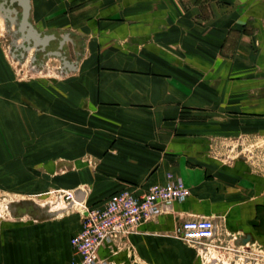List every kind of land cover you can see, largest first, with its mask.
Listing matches in <instances>:
<instances>
[{
    "label": "crops",
    "instance_id": "1",
    "mask_svg": "<svg viewBox=\"0 0 264 264\" xmlns=\"http://www.w3.org/2000/svg\"><path fill=\"white\" fill-rule=\"evenodd\" d=\"M30 4V22L52 40L31 52L48 63L31 66L32 81L22 84L4 57L0 25V191L88 184L87 200L102 207L116 193L141 197L172 177L190 195L131 237L139 259L198 264L195 245L173 236L194 218L224 223L215 242L233 235L264 249V175L245 159L212 155L226 140L264 142V0ZM16 21L6 28L22 41ZM53 60L56 75L40 77ZM41 207H12L0 220V264L78 259L71 240L82 230L80 211ZM99 255L123 263L128 252Z\"/></svg>",
    "mask_w": 264,
    "mask_h": 264
},
{
    "label": "built area",
    "instance_id": "2",
    "mask_svg": "<svg viewBox=\"0 0 264 264\" xmlns=\"http://www.w3.org/2000/svg\"><path fill=\"white\" fill-rule=\"evenodd\" d=\"M78 193L82 196L79 198ZM88 190L64 192L60 195L63 208H75L82 215V230L71 240L78 259L73 264H109L99 251L106 248L111 256L131 253V237L140 234V227L162 214L177 201H184L190 191L182 180L165 185H155L137 197L131 190L112 195L102 207H90L86 202ZM60 204V205H61ZM225 232L222 221L211 218L185 220L175 231L174 237L190 245L204 249Z\"/></svg>",
    "mask_w": 264,
    "mask_h": 264
},
{
    "label": "rangeland",
    "instance_id": "3",
    "mask_svg": "<svg viewBox=\"0 0 264 264\" xmlns=\"http://www.w3.org/2000/svg\"><path fill=\"white\" fill-rule=\"evenodd\" d=\"M19 37L20 36H18L10 26H7V29L2 32L1 41L4 57L13 70V73H11L13 79L19 83L26 84L32 81L29 79L31 74L28 69L37 64L41 65L42 63L45 64V62L48 63V58H43V55L39 53L26 52L22 47L24 42L21 41ZM34 61L35 64L32 65ZM49 65L50 66L46 67V69L42 70L40 77H43L42 75L49 76L48 73L50 71L56 73L55 70L58 67V63L53 60V62H51V64L49 63ZM51 76H53V74ZM45 79L50 83L54 80L47 77ZM212 152L214 157L222 160L245 159L249 162V164H251L254 170L264 175L263 139L241 137L236 140H226L224 144L214 147ZM92 158L93 157L91 155L84 156V159H88V163ZM227 164H229V162H227ZM62 169L63 168H61V171L59 170V174L64 171ZM67 175L68 172L65 171L61 176L64 177ZM34 185L36 187L34 191H39L37 187L42 185V183L39 181L38 183L35 182ZM52 185L53 184H50V187L44 192H39V194L33 195L23 193L21 196L14 194L13 192L0 191V220L5 218L10 219L11 208L16 206L42 208V205L51 203L50 207L59 206L60 208H63L65 204H61L59 197L64 192L68 191L53 188ZM79 187L85 190L90 188L88 184H82ZM87 201L90 207L93 206V200L90 201L89 198ZM46 207L49 208L48 205H46ZM234 237L235 236L233 235H227L220 241L213 242L204 249L201 248L202 252L198 246L192 247L198 254V264H264L263 248L254 244L238 245L237 239ZM186 245L192 246L190 244ZM131 248L132 251L130 254L128 253L127 262L114 263L113 261H110L109 264H149L148 262L139 259V253L135 245L131 244Z\"/></svg>",
    "mask_w": 264,
    "mask_h": 264
},
{
    "label": "water",
    "instance_id": "4",
    "mask_svg": "<svg viewBox=\"0 0 264 264\" xmlns=\"http://www.w3.org/2000/svg\"><path fill=\"white\" fill-rule=\"evenodd\" d=\"M0 2H1L0 13L3 15L6 25H8V20H7L8 15L14 14L15 16H18L19 14H21L22 18H21V22L19 23L20 26H18V28H19V33L21 34L22 41L24 42L22 47L25 49V51L28 53H31L32 51H36V50L37 51L40 50L44 52L48 44L52 40V38L41 36V34L30 22V13H31L30 0H10V2H8L7 0H0ZM14 5H17V7L16 6L14 7ZM7 6L9 7L7 8ZM20 9H22V12L20 11ZM10 22L12 24H16L17 23L16 18H12ZM63 44L64 43H61V46H63ZM53 54L58 57H61L63 55L60 52ZM52 74L53 76L56 75V73L52 71L48 73L49 76H51ZM78 195L80 194L78 193Z\"/></svg>",
    "mask_w": 264,
    "mask_h": 264
},
{
    "label": "flooded vegetation",
    "instance_id": "5",
    "mask_svg": "<svg viewBox=\"0 0 264 264\" xmlns=\"http://www.w3.org/2000/svg\"><path fill=\"white\" fill-rule=\"evenodd\" d=\"M8 2H10V0H7ZM1 3V2H0ZM17 7V5H14V7ZM9 6H7V8H8ZM10 8H13V7H10ZM20 11L22 12V9H20ZM12 18H16V19H21L22 17H21V14H19L18 16H15L14 14H10V15H8L7 16V20L10 22L11 21V19Z\"/></svg>",
    "mask_w": 264,
    "mask_h": 264
},
{
    "label": "bare ground",
    "instance_id": "6",
    "mask_svg": "<svg viewBox=\"0 0 264 264\" xmlns=\"http://www.w3.org/2000/svg\"><path fill=\"white\" fill-rule=\"evenodd\" d=\"M0 25H2L3 26V31H5L7 28H6V24H5V20H4V18H3V15L0 13ZM46 205H48V206H50L51 205V203H48V204H46ZM46 205H42L43 207L44 206H46ZM59 208V207H58ZM61 210L63 209V208H60Z\"/></svg>",
    "mask_w": 264,
    "mask_h": 264
},
{
    "label": "trees",
    "instance_id": "7",
    "mask_svg": "<svg viewBox=\"0 0 264 264\" xmlns=\"http://www.w3.org/2000/svg\"><path fill=\"white\" fill-rule=\"evenodd\" d=\"M91 207H93V206H91Z\"/></svg>",
    "mask_w": 264,
    "mask_h": 264
}]
</instances>
